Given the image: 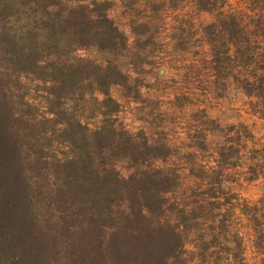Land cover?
<instances>
[{
	"label": "trees",
	"instance_id": "1",
	"mask_svg": "<svg viewBox=\"0 0 264 264\" xmlns=\"http://www.w3.org/2000/svg\"><path fill=\"white\" fill-rule=\"evenodd\" d=\"M178 1L182 7H193L196 14L214 16L210 23L199 26L197 41L204 40L210 46L208 63L216 91L222 94L235 86L250 98L251 112L264 120V0ZM53 2L0 0V264H186L188 238L181 224L167 213L173 205L176 207L167 194L182 184V175L179 168L153 164L165 160L172 148L165 142L137 140L120 124L91 130L63 106V99L77 92L86 78L84 65L48 60L52 53H58L62 33L68 28L73 41L86 36L100 48L110 49L126 44L125 33L103 10L104 3L95 1L91 10L85 5L71 8L62 21L61 16L49 11ZM90 11H96L97 16ZM24 13L32 21L28 28L17 30L7 24ZM32 73L45 83L51 82L46 111L53 116L46 119L65 124L67 141L80 147L77 154L59 164L66 172L62 186L50 190L59 214H45L40 205H35L34 200L46 196L39 190L42 186L33 187L25 175L31 163L23 159L21 120L10 90L21 74ZM126 82V73L117 65L108 64L95 72L96 88L106 95L105 103L113 112L119 110V102L110 96V86ZM228 127L221 151L227 159L232 156L230 150L247 148L246 137L250 135L244 123ZM29 128L33 135V125ZM95 151L100 156L107 152L112 159L128 158L135 170L124 176L114 165L109 166L108 159L100 169L94 164ZM242 163L235 160L228 164L233 167ZM219 166L217 174L223 169L222 164ZM252 175V179L264 176V163ZM222 182L219 180V185ZM259 204L252 220L260 255L256 264H264V197ZM196 208L192 212L197 220L204 216ZM187 210L184 204L181 212ZM222 215L218 212L214 216L221 218L211 220L217 231L213 239L218 240L219 234L233 224L229 222L232 213ZM212 243L208 240L205 249ZM204 255L210 264L208 254ZM219 255L213 264H230L226 256Z\"/></svg>",
	"mask_w": 264,
	"mask_h": 264
},
{
	"label": "rangeland",
	"instance_id": "2",
	"mask_svg": "<svg viewBox=\"0 0 264 264\" xmlns=\"http://www.w3.org/2000/svg\"><path fill=\"white\" fill-rule=\"evenodd\" d=\"M53 1L48 7L49 11L53 15L61 16L62 21L67 18L71 8L85 5L88 10H91L95 6V1L106 5L103 10L110 18L120 19L128 25L132 24V19L137 18L138 15L150 14L144 5H135L134 0ZM176 1L178 0H151V3H156V8L163 12L165 17L172 15L174 18L176 12L182 13L190 9L189 6L181 9L180 6L175 5ZM237 1L229 0L231 3H237ZM172 5L177 8H172ZM90 13L97 16L96 11H90ZM172 18L168 19L169 25L166 26L162 34L165 35L167 30L169 33L171 26L175 24ZM213 18L211 13H202L197 19L198 25H202L200 23L202 21L208 24ZM7 24L20 30L28 28L32 21L28 14L24 13L20 19L13 18ZM68 29L70 30V28ZM69 30L63 31L61 43L57 46L59 47L58 53H52L48 56V60L74 61L84 65L86 78L82 81L77 92L63 99V106L70 114L87 124L91 130L104 124L113 123L115 126L120 124L135 139L148 140L147 136L151 134H146V132L162 130L159 125L164 124L162 122L165 121L166 113L171 112L167 108L172 106V102H178L180 87H183L184 91L198 87L199 93L203 92L199 78L204 79V76H198L196 68L190 67V63H188L189 68H180L181 64L174 60L178 58V55L169 53L170 48L163 45L161 40H157L156 44L147 45V41L141 37L132 40L127 47L119 43L115 48H100L98 42L86 36L73 41ZM162 40L168 41L165 38ZM69 41L71 42L67 43ZM188 43L190 44V41ZM194 46L190 48L191 54H193ZM108 64L117 65L127 75L125 84L113 83L110 86V96L119 102V110L116 112H113L110 105L105 103L106 95L96 88L95 83V72L100 71ZM16 80L10 90V95L13 98L14 108L20 115L19 133L24 149L23 159L31 163L27 167L25 175L33 187L42 186L39 190L43 191L46 196L34 200L35 205H40L42 207L40 210L45 214L49 215V213L55 212L59 214L60 210H56L50 190L62 186L60 184L65 168L59 164L77 154L80 147L67 141L64 134L65 124L54 123L52 120L46 119L53 116L46 111V100L49 96L48 87L51 82L45 83L36 78L34 73L21 74ZM162 92L164 95L158 98L157 96H161ZM157 93L159 94L156 96ZM216 93L219 91H215L214 95H207V98L202 94L204 97L200 96L197 99H194L193 94H190L188 95L190 99H186V104L190 103L188 108H179L180 104L178 103V107L171 109L175 111L173 116L178 117L174 124L169 125V129L172 128V130L180 132L181 135L191 134L192 136L197 125L213 128V132L208 136L206 145L208 148L198 152V159L194 158L190 150L188 152L180 150L178 156L167 160L158 159L153 164L171 169L183 166L194 169L195 176L181 173L182 184L176 188L177 190L167 194L171 198L170 202L176 204V207L173 205L167 211L168 216L181 224L180 228L184 230V234L188 238L186 245L188 252L185 254L186 264H208L207 259H203L206 258L205 252L208 254V259L211 260L210 264H213L215 256L219 254V256H226V260L230 264H256L260 255L255 247L256 232L252 214L256 204L258 205L261 198L264 197V176L260 175L252 179V174L260 171L261 164L264 163V120L258 114L251 112L250 98L235 86H231L225 92L222 91L220 96ZM205 107L209 109L212 119L206 117V113L202 115L199 113L201 116L197 120L194 112ZM242 123L247 125V131L251 135V137L250 135L246 137L247 148H242L238 152L237 149L230 150L229 155L232 156L227 159L226 156L221 155V151L227 142L228 126L235 125L237 128ZM30 124L33 125V135L29 131L30 128L28 129ZM144 127L146 130L143 129ZM154 136V138L159 137L158 134ZM76 148L78 149L76 150ZM93 155L94 164L100 169L104 167L103 160L108 159L106 162H109V166L114 165L124 176H128L135 170L133 163L128 158L112 159L107 157V152L100 156L96 151L93 152ZM239 156L242 157L238 159ZM235 160H237V164H240L241 161L243 163L241 166H229V161L234 162ZM196 161L204 162L202 164L206 166H192ZM185 162L189 163L183 164ZM219 164H222L223 169L217 174V171L220 170ZM210 165H214V167L207 168ZM250 166L256 167V171H253L254 169ZM219 180H223L221 185L218 183ZM184 204L188 208L187 212H181ZM194 208L199 215L204 217L196 220L194 212H192ZM218 212L223 213L222 217L232 213L229 222L233 224L229 225L228 229L230 230L219 234L217 240L212 238V235L217 231L212 228L211 220L216 217L221 218L214 216ZM190 228L191 230H189ZM210 239L213 240V245L206 250L205 247L208 246L206 242Z\"/></svg>",
	"mask_w": 264,
	"mask_h": 264
},
{
	"label": "crops",
	"instance_id": "3",
	"mask_svg": "<svg viewBox=\"0 0 264 264\" xmlns=\"http://www.w3.org/2000/svg\"><path fill=\"white\" fill-rule=\"evenodd\" d=\"M133 2L137 6L138 5L140 6L141 4L144 5L146 9L149 10L150 14L142 15V16L138 15L137 18L135 17L132 19V24L129 25L120 19L112 18L115 24L119 27L121 31L125 33L127 37L125 47L129 46L132 40L141 37H144L143 40L147 41V45L156 44L157 40H161L160 42H162L163 45L170 48V50L168 51L169 53L178 55L177 56L178 58L174 60L177 61L178 64H181L180 68H189L188 63H190V67L196 68L198 76L200 75L204 76V79L199 78V84L203 86L201 87L203 88V92L199 93V91L197 90L198 87L192 90H185V91L183 87H180L179 90L180 95L177 97L178 102L175 103L172 102V106L168 108L166 107L171 112L166 113L165 121L162 122L164 124L159 125L162 128V130L158 132H152V131L146 132V134L152 135V136L151 135L147 136V138L150 142H154V143L165 142L169 147L172 148V153H170V155L166 158V160L178 156L180 150L185 152H188L190 150V153L194 155V158L198 159L199 158L198 152L200 150L208 148L206 146L208 144L207 143L208 136L211 132H213L212 130L213 128H206L205 126L197 125L196 130H194V134L192 136L191 134L184 136L183 134L181 135L180 132L176 130H172V128L169 129V125L174 124L178 117V116H173L175 111L171 109L178 107L177 106L178 103L180 104L179 108L186 109L190 106L189 102L187 103L188 105L186 104V99L189 98L188 95L193 94V98L197 99L200 98L202 94L205 97L207 95L211 96V94L214 95V92L216 91L215 89L216 83L214 80V75H212L213 72L212 69L209 67V63H208L209 59L211 58L210 48H209L210 46L204 40L201 42L197 41L198 37L201 34V33L197 34L199 28L197 19L202 15V13L200 14L194 13L193 7L188 5L190 7L189 10H186L185 12L182 13L176 12L177 14L174 18H172V15L165 17V14L161 11H158V9L156 8L155 5L156 3L152 4L151 0L148 1L134 0ZM180 4L181 3L179 1H176L175 3V5L180 6L181 9H185L186 7H188V6L182 7ZM172 8L175 9L177 7L172 5ZM169 18H172L175 24L171 26L169 33L167 32L168 31L167 30L165 32L166 34L164 35L162 34V32L166 29V26L169 25L168 23ZM200 23L202 25L206 24V22L203 21ZM161 34L164 36H162ZM162 38L168 39V41L166 40L164 41L162 40ZM188 41H190V44L188 43ZM191 46L195 47L193 48L194 49L193 54H191L190 52ZM158 94L159 93H157L156 96ZM216 94L219 95V93ZM163 95L164 93L162 92L161 96H157V97L159 98L162 97ZM195 105L198 108L197 104ZM199 113H201V115L203 113L204 114L206 113L205 116L212 119L209 114V109L207 107L197 109L196 112H194V116H196V119L199 118V116H201L199 115ZM143 129H145V127ZM156 134H158L159 137L154 138L155 137L154 135ZM188 163L189 162H185L183 164H188ZM202 163L204 162L196 161L192 166L205 165ZM210 166L212 168L214 167V165H210ZM179 169H180L179 172L182 174H190L188 176L191 175L195 176V174L193 173L194 169L192 167L188 169L187 167L183 166L180 167Z\"/></svg>",
	"mask_w": 264,
	"mask_h": 264
}]
</instances>
